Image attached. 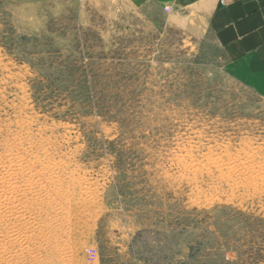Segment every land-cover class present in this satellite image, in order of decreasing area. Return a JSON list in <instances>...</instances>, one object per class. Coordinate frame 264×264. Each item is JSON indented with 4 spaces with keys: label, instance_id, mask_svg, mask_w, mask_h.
I'll return each mask as SVG.
<instances>
[{
    "label": "rangeland",
    "instance_id": "374dc122",
    "mask_svg": "<svg viewBox=\"0 0 264 264\" xmlns=\"http://www.w3.org/2000/svg\"><path fill=\"white\" fill-rule=\"evenodd\" d=\"M148 0H0V264H264V98Z\"/></svg>",
    "mask_w": 264,
    "mask_h": 264
},
{
    "label": "crops",
    "instance_id": "0c3cea01",
    "mask_svg": "<svg viewBox=\"0 0 264 264\" xmlns=\"http://www.w3.org/2000/svg\"><path fill=\"white\" fill-rule=\"evenodd\" d=\"M159 8L190 13L214 35L225 70L264 98V0H148Z\"/></svg>",
    "mask_w": 264,
    "mask_h": 264
}]
</instances>
